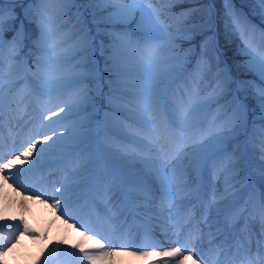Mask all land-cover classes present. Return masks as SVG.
Masks as SVG:
<instances>
[{"label":"snow or ice","instance_id":"1","mask_svg":"<svg viewBox=\"0 0 264 264\" xmlns=\"http://www.w3.org/2000/svg\"><path fill=\"white\" fill-rule=\"evenodd\" d=\"M18 2L0 0V123L7 120L13 125L14 121H24L20 113L25 111V102L30 103L34 98L39 111L32 119L50 128L44 121L60 116L53 123L64 127L59 134L53 130L51 135L44 133L39 139L32 137L27 143H21L19 154L13 152L11 159L0 158V178L5 183L11 180L16 184L25 173L42 167V156L59 155L67 161L69 175L67 182L54 188L60 195L51 198L54 202L50 207L67 217L70 206L80 205V198L73 199L70 193L81 188L79 183L69 182L89 170L85 153L75 160L72 157L82 142L85 127L74 118L91 99L90 88L82 85L96 74L93 37L79 11L75 13L74 30L70 33L66 29L65 22L73 16L78 0H32L34 6L24 10V17L35 22L38 35L32 41L30 60L25 61L21 58L25 27L17 26V11L11 7ZM157 3L163 5L164 0H83L84 12L91 15L96 33H103L107 40L106 45L101 41V51L105 53L109 96L118 103V107L112 108L116 114L112 123L118 130L119 134L113 135L119 143L112 151L111 172L95 185L107 203L101 205L92 200L90 204L80 205L94 212L104 232L93 231L81 223L85 242L93 250H85V243L73 247L80 250L84 261L99 264L114 254L111 237L129 236V217L135 222L136 214H141L149 224L153 216L172 221L179 230L178 236L187 231L184 243L177 240V246L167 251L139 252L142 256L167 257L165 264L173 260L175 264H184L186 259L192 264H264V164L258 169L260 196L257 199L253 192L248 202L250 211L247 207L243 212L235 211L236 205L229 202L231 185L222 197L225 204L217 206V223L209 224V217L204 215V224L208 225L206 233L199 226L193 227L194 215L184 210L186 201L191 204L189 198L206 170L210 168L215 177L221 173H237L242 167L238 153L231 150V142L237 132L247 128L248 94L254 96L260 120L264 122V31L257 33L246 17L231 10L225 20V34L240 39L246 56L243 68L256 78V83L240 80L233 90L229 70L221 68L218 57L213 64L216 47L214 39L209 37L201 44L196 72L170 99L172 86L185 76L188 59L180 54L178 44L192 39L200 29L189 28L184 21H170V9L158 7ZM258 3L264 18V0ZM203 66H207L208 72L215 71V87L207 97L198 82L204 76ZM22 68L30 76L23 78L21 87L16 76ZM241 93H245L243 98ZM13 126L17 131L13 134L10 129L9 137L14 147L16 136L24 128L21 123ZM257 140L259 154L264 159V123L258 129L253 128V142ZM48 141H52L48 149L37 151V144ZM34 152L37 158L32 160ZM17 164L30 167L11 172ZM240 219L244 221L242 228L237 225ZM255 225L259 226L258 231L254 230ZM147 233L148 227H145ZM20 235L31 233L27 227L17 226L10 238L0 235V262ZM58 251L52 249L43 264L58 259ZM137 251L130 254L135 255Z\"/></svg>","mask_w":264,"mask_h":264},{"label":"rangeland","instance_id":"2","mask_svg":"<svg viewBox=\"0 0 264 264\" xmlns=\"http://www.w3.org/2000/svg\"><path fill=\"white\" fill-rule=\"evenodd\" d=\"M23 4L24 5L21 6L23 7L22 18L16 21L17 26L29 20L24 17V10L34 6L32 0H25ZM225 7L226 11L222 18V25L224 28L229 11L231 10L237 13L236 8H234L232 4L226 3ZM260 7L262 9L261 5ZM77 11L81 13L84 20L87 22V27L91 30L94 48L93 64L96 68V74L92 80L86 81L85 84L82 85V87L90 88L91 99L88 104L85 105V109L81 111L80 115L74 118L76 121L83 123L85 127L82 129L84 133L82 142L73 153L72 158L75 160L81 153H85L86 162L89 164V170L76 181L69 182L73 184L79 183L81 185V188L76 192L70 193V196L73 199L80 198V205L90 204L92 200H95L97 204L103 205L107 203V201L102 198V193L96 191L95 185L100 182L101 177L109 174L112 169V151L119 143L113 135L114 132H117V134L119 133L118 130L113 127L112 122L116 119V114L112 111V108L118 107V103L109 96L108 73L105 71L104 65L105 53L101 51V41L103 40L106 45L107 40L103 36V33L99 35L96 33L95 25L91 22V15L84 12L83 0H78L73 9V16L69 17L65 22L66 29L70 33L74 30V25L76 23L75 13ZM244 17L256 28L257 33H259V31H264V27L258 26L247 14ZM214 20L215 16L210 14L209 18L202 22L190 23V25H188L189 28L196 26L200 30L193 35L192 39L181 40L178 44L180 54L186 55L188 59L185 62V76L172 86V90L169 92L170 99L174 93L178 94V90H182L185 87V82L196 72L201 57V44L204 42V39L209 37L214 39L216 47L213 64L217 62L215 57H218V63L221 68H227L229 70L234 82L232 84L233 90L240 80H247L253 83L257 82L256 78L243 68L246 56L242 51V47L236 46V51L232 50L230 60L227 58L228 55L225 49L218 41ZM33 25L34 33L31 34V32H27L25 42L21 47V49H26L24 52H21V58L25 61L30 60L32 41L38 35L35 22ZM261 25H264V23H261ZM200 26H203V28L201 29ZM10 34L11 33H8V35ZM230 62L233 64L230 65ZM28 66L31 67L32 65L29 63ZM203 70V79H199L198 82L200 89L203 90L204 95L207 97L211 93L212 88L215 87V71L208 72L207 66H203ZM7 73L8 66L5 64V78H7ZM243 73L248 75L246 79L240 78V75ZM25 76H30V74L27 73V69H20L16 76V82L20 84L21 87L23 86L22 81ZM252 91L254 92V89ZM240 95L243 98L244 95H242V93ZM229 99H231V97H229ZM250 100L255 103L254 106L250 105ZM31 103L34 108L32 107L30 111L28 106H26V110H29L33 116L39 109L34 98ZM223 103L224 101L222 100L221 104ZM245 103L248 106L247 128L237 132L231 142V150L238 153V158L242 162V167L237 170V173H221L215 177L209 168V170L204 172L202 181H197L193 195L189 198L191 204H188L187 201L185 202L186 207L184 210L190 212L195 217L193 227L199 226L205 230V233L207 232L208 225L204 224V215L206 214L209 219L212 218V220L215 221V224L217 223V206L225 204V199L222 197L225 196V189L230 185L232 186L230 189L232 198L229 202L234 203L236 208L241 204L242 207L240 209L238 208V212H243L246 207L249 211L251 210L248 202L253 192H255L257 199H259L260 196L261 181L259 179L258 169L261 164H264V159H262L259 154L260 149L258 140L255 143L253 142V128H260L261 124L264 122L260 120V113L254 96L251 94L248 95ZM49 107H51V105H49ZM219 107L220 105H216V108ZM216 108H214L213 111H215ZM23 112L20 114H23ZM62 115L63 113H61V116ZM32 116L30 124L32 125V130L28 131L31 133L25 135L26 133L23 134L22 132L19 136H16L20 138L22 143H27L32 137L39 139L44 133L51 135L53 130H56L57 134H59V131L64 127L62 124L53 123V121L60 120V116L53 117V120L44 121L45 124L51 125L50 128L42 127L38 120L32 119ZM15 123L16 121L13 122V125ZM29 123L30 120L28 119V125ZM28 125L22 126L28 129ZM16 131L17 129L14 127L12 130L13 134H15ZM7 132L8 130H4V133ZM50 144H52V141L37 144V151L41 148L48 149ZM14 152L19 154V150ZM12 153H8L3 159H11ZM36 158V152H34L30 159L35 160ZM41 164L42 167L38 171L25 173L23 175L26 180L23 189L7 186L9 190L8 195L4 196L0 193V235H3L6 239L10 238L12 234L16 232L17 226H20L21 229L27 227L31 233V235H20L15 246L11 247L10 253L4 257V261L0 262V264H36L37 258H46L49 252L54 248L59 249L57 256H60V254L65 251L64 257L70 264H89L88 261L83 260L80 250L73 247L74 245L85 243V250H93L90 245L85 242L84 236L82 235L85 229L80 226L81 224L71 225L72 223L69 221H67L66 224L59 223L58 218H61L62 215L50 207L52 202H48V200L43 202L45 201L46 193L49 196L60 195V193H55L54 188L67 182L66 177L69 175L67 161H63L62 158L56 154H45L41 157ZM29 167V164H17L13 167L11 172H20L22 169H27ZM240 173H242V175H240ZM46 176H51L54 181L49 184L45 183ZM233 176L236 178L233 179ZM33 192L43 193V195L33 196ZM80 205L70 206L69 211L75 212L83 217L93 214V211L82 209ZM241 220L242 219L237 221V225L240 228L243 227L240 222ZM85 222L87 221L85 220ZM220 223L223 227V217L220 218ZM129 224L130 228L128 231L131 233L129 236L126 238H121L119 236L111 237V240L123 243L122 248H113V256L99 262V264H163L169 258L154 254L142 256L139 252L154 253L167 251L177 246V240H179L180 243H184L187 237L186 230L181 232L178 236L176 233L179 230L172 221L157 216H153L149 224L145 216L136 214L135 222L129 217ZM145 227H148L147 234H145ZM228 227L229 230H231V225ZM254 230L258 231L259 226L255 225ZM100 232L103 234L104 230ZM99 238L100 237L97 236V239ZM150 241H154L157 244V248L153 249ZM133 251H137V254H130ZM77 257H80V259H77ZM171 264H175V261H171ZM184 264H192V261L186 259Z\"/></svg>","mask_w":264,"mask_h":264},{"label":"trees","instance_id":"3","mask_svg":"<svg viewBox=\"0 0 264 264\" xmlns=\"http://www.w3.org/2000/svg\"><path fill=\"white\" fill-rule=\"evenodd\" d=\"M208 0H164L162 6L168 7L170 9L168 16L173 21H184L189 25L192 22L202 21L207 18L210 13V8L208 6ZM213 3L217 10L218 23H221V18L224 16L225 3L224 0H213ZM158 5H161L157 3ZM11 5V7H13ZM235 6L237 8L242 7L244 11L248 13L259 14L255 15L254 18L257 22H262L261 11L259 10L255 0H235ZM190 20V22H188ZM221 27H219L220 29ZM220 40L226 49L233 47L235 39L232 36H228L225 32L220 33Z\"/></svg>","mask_w":264,"mask_h":264},{"label":"bare ground","instance_id":"4","mask_svg":"<svg viewBox=\"0 0 264 264\" xmlns=\"http://www.w3.org/2000/svg\"><path fill=\"white\" fill-rule=\"evenodd\" d=\"M25 104H26V106H28V109L31 111L32 110V103L30 102V104L26 101L25 102ZM34 108V107H33ZM29 110H26V108H25V111L23 112V114H20V115H23V117H24V121H16V123H21L22 125H25V126H27L28 125V119L30 120V123H29V125H28V129H29V131H31L32 130V128H31V126L32 125H30L31 124V113L29 112ZM0 126H2V127H6V126H8V124H5V125H3V123H0ZM28 131V130H27ZM26 131V132H27ZM21 141H20V139L18 140V139H16V143H15V146L13 147V145H12V143H11V141H10V138L7 136V135H5V134H3V132L0 130V145H2V146H0V156H4V154H5V152L6 153H12V152H14V151H18L19 149H20V146H21ZM48 180H52L51 179V176H48L47 177V179H46V181H48ZM52 181H54V180H52ZM25 183H26V180H25V178L22 176L21 178H20V180L19 181H17V183L16 184H14L16 187H18L17 186V184H19V185H21L19 188H24V186H25ZM8 192V187L6 186V184L3 182V180L0 178V193H2L4 196H7V193ZM3 200V199H2ZM1 204V203H0ZM242 206H241V204L237 207V208H235V211H237L238 210V208L240 209ZM75 216H77V215H75ZM70 217V218H69ZM71 214H69L68 213V216L67 217H65V216H62L61 218H58V222L59 223H64V224H66V220H70L69 222H73L74 223V220H72L71 219ZM73 218V217H72ZM209 221H210V223L209 224H211V225H215V223H214V220H212V219H209ZM71 225H73V224H71ZM92 229H93V231H97V232H100L101 230H103L101 227H99V228H96V229H94L93 227H91ZM213 230H215V229H213ZM89 234H91V233H89ZM111 243H112V247L113 248H115V247H119V246H121L122 244L120 243V242H117L116 240H111ZM8 253H10V252H8ZM7 253V254H8ZM6 254V255H7ZM163 264H165V263H163Z\"/></svg>","mask_w":264,"mask_h":264}]
</instances>
